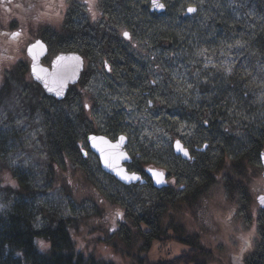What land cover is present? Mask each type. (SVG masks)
<instances>
[{
	"label": "rangeland",
	"instance_id": "rangeland-1",
	"mask_svg": "<svg viewBox=\"0 0 264 264\" xmlns=\"http://www.w3.org/2000/svg\"><path fill=\"white\" fill-rule=\"evenodd\" d=\"M41 1L0 56V213L21 208L41 229L71 220L76 248L99 264H144L136 255L165 262L189 248L187 238L205 264L244 256L253 264L264 254V0H161L162 13L151 0ZM1 16L12 28L22 21L17 9ZM53 36L77 40L85 58L83 79L62 102L27 75L22 49L23 37ZM62 114L74 124L76 151L58 147ZM89 134L126 135L129 169L165 170L169 187L115 180ZM176 140L195 164L174 155ZM20 180L25 199L12 190ZM150 226L159 235L152 243Z\"/></svg>",
	"mask_w": 264,
	"mask_h": 264
},
{
	"label": "trees",
	"instance_id": "trees-1",
	"mask_svg": "<svg viewBox=\"0 0 264 264\" xmlns=\"http://www.w3.org/2000/svg\"><path fill=\"white\" fill-rule=\"evenodd\" d=\"M61 116L63 123L59 128L58 147L61 151L66 148L76 151L79 149L80 141L74 130L72 119L65 114ZM53 140H56V136L53 137ZM209 177L208 182L210 179L212 180L211 173ZM24 182L20 180L18 187L12 188L22 199H25V195L30 193L28 184H24ZM229 186H231V179ZM190 201L189 199L187 201L180 200L178 203L183 205L190 203ZM35 220L32 214L21 208L9 213H0V264H99L95 258L86 257L82 251L76 248L72 238V229L68 225L71 220H61L55 228L48 226L44 229L35 226ZM140 222L138 226L142 229L144 223ZM175 227L176 225L173 228ZM150 229L151 231L148 234L151 235L149 241L152 243L159 238V235L153 233L152 226H150ZM262 229L264 240V228ZM168 230L169 228L166 229L165 233ZM186 240L184 242L190 244V246L187 249H182L185 253L182 252L178 256H173L165 262H151L147 256L136 255V258L144 264H205L201 260L203 251L198 248L195 241H191L192 239ZM44 242L49 243L47 248L42 246ZM247 257L240 258L241 260L238 262L246 264ZM255 261L264 264V254L251 262L256 264Z\"/></svg>",
	"mask_w": 264,
	"mask_h": 264
},
{
	"label": "water",
	"instance_id": "water-1",
	"mask_svg": "<svg viewBox=\"0 0 264 264\" xmlns=\"http://www.w3.org/2000/svg\"><path fill=\"white\" fill-rule=\"evenodd\" d=\"M159 3H162L164 5V3L161 0H159ZM150 6H151V11L152 12L162 13V12H166V10H167V8H166L165 5H164V8L163 9H159V8L155 7V5L153 4V0H151ZM190 7H193V8L196 9V11L195 12H192V13H196L197 12V7H195V6H190ZM187 12H188V9H187ZM188 14H189V12H188ZM38 41L43 45V47L42 48H39V47L35 48L34 51H33V53L30 54L32 56L35 55V61H33V63H32L31 66H32V69H33V64H35V67H36V70H37V75H40V76L45 77L46 79H48L49 80V83L51 84V86L53 88V90L52 91H49L48 88L45 87L44 80H37L36 79V76L33 75V72H32V77L34 78V80L38 84H40V86L43 87V89L45 91V94L47 96L56 98L58 101H63V99L66 98V96H67V94L69 92V89H70V86L69 85H73V84L77 83L79 81V79L81 78V76H82L81 73L83 72V69H84V64H83L84 60H83V57L79 53H75V52H72V53H61V55L58 56V57H65V58H69V57H79V62H78V67L76 68V71H75V75L72 76L71 78H69L64 83V86H63V94L61 96H57L56 95L57 85L54 84V83H52V73L55 71L54 64H56V62H57V57L53 60V62L51 64L52 65V68H48V67H45V66L41 65V59L44 58L45 56H47V54H48V46L42 40H38ZM35 44H36V42L33 43L30 46V48L33 45H35ZM62 63L76 64L77 62L76 61L65 60ZM93 136L97 137V144H99L101 147H104L106 149V152L107 151H112V149L109 148V145L114 146V145L120 143V137L121 136L125 137L124 142L121 143L119 149H116L115 151L117 153H124L127 156V159L120 158L116 162L117 165H118V168L117 169H113V168H110V167H105L104 159H103L100 151H98L96 148H93L92 147V141L89 138L90 137H93ZM86 139L88 140L90 150H92V152L97 155V157L99 158V161L101 163L102 170L105 171L107 174L114 176L117 179V181H120V182L124 183L127 186H132L134 184H140L141 186H143L144 184H147L148 183V180L146 178H144L142 174L128 170V166L133 162V159H132L131 155L128 152L127 145L129 144V138H127L126 135L119 134L118 140H116V141H113L111 138H109V137H107L105 135H94V134H89ZM101 139L103 141H107L108 143L106 145L105 144H101ZM175 142L173 144V146H174V154L176 156H178V157H181L183 160H191L192 159V156L190 155V150L188 149V147H186L181 142V144L188 149L189 157L190 158L189 157H185L182 153H178L176 151ZM206 148H207V145H206V147H204L201 150L202 151H206ZM83 153L86 156V154H87L86 151H83ZM260 153H261V163L263 164V167H264V149ZM118 171L120 172V175L117 174ZM152 171L163 172L164 173V180H165V182L164 183H161V184H157L156 181H155V178L152 175ZM133 174L136 175V176H139L140 179L137 181V180H125V179L122 178V176H124V175L132 176ZM146 174H147V177L150 180H152L153 186L156 189L163 190L165 187L168 186V181L166 179L167 178V175L165 174L164 171H161L159 169L153 168V169H148L146 171ZM262 175L264 176V172H263ZM261 198H264V194L258 196V204H259V206L262 209H264V203H261Z\"/></svg>",
	"mask_w": 264,
	"mask_h": 264
},
{
	"label": "flooded vegetation",
	"instance_id": "flooded-vegetation-1",
	"mask_svg": "<svg viewBox=\"0 0 264 264\" xmlns=\"http://www.w3.org/2000/svg\"><path fill=\"white\" fill-rule=\"evenodd\" d=\"M58 0H55V4ZM63 3H67V0H63ZM88 3L85 0V4ZM68 4V3H67ZM43 2L41 0H0V56L5 58L7 57L6 54V43H13L15 41H18L20 39V37L23 35V28L27 27V25L29 23H33L30 20H28V16L31 13H35L37 11V9H39L40 7H42ZM15 9L19 10V12H21L22 14V21H20L18 19L17 24L18 26H16L15 28H12V24H10V22L5 18H2L1 13H5V12H9V11H15ZM62 12V18L61 21L65 18V15ZM17 15H15L16 17ZM14 33H19V36H14ZM39 39V38H38ZM38 39H33V38H28L26 37V39L24 40L23 37V41L22 44L23 46V55L26 57V66L29 70V74H27L29 77H32V63H33V58L32 55H30L28 49L30 48V46L37 42ZM42 40L45 44H47L48 46V54L47 56H45L44 58L41 59V65L51 68L52 67V62L53 60L59 56L61 53H72L75 52V50L79 51L80 49H78L79 47V43L77 42V40L73 39L75 42H73V40H62L59 39L58 37H49V39H39ZM3 49V50H2ZM85 61V58H84ZM85 71V69H84ZM83 71V72H84ZM82 77L81 79L73 85H79L81 80L83 79V73L81 74ZM27 76V77H28ZM33 78V77H32ZM33 81L34 78H33ZM38 85V84H37ZM39 86V85H38ZM72 86V85H70ZM40 89L43 88L41 86H39ZM71 90V88H70ZM70 92V91H69ZM193 156V153H192ZM196 159V160H195ZM195 162H197V157H194V160L191 162H188L189 164H195ZM167 176L168 179L170 181V173L167 172ZM151 184V183H149ZM205 186V185H204ZM264 233V232H263ZM263 237V236H262ZM244 250H246L244 248Z\"/></svg>",
	"mask_w": 264,
	"mask_h": 264
},
{
	"label": "snow or ice",
	"instance_id": "snow-or-ice-1",
	"mask_svg": "<svg viewBox=\"0 0 264 264\" xmlns=\"http://www.w3.org/2000/svg\"><path fill=\"white\" fill-rule=\"evenodd\" d=\"M86 2L94 3V0H86ZM153 4L155 5V7L159 8V9L164 8V5L162 3H159V0H153ZM89 11H92L91 6L89 8ZM195 11H196V9L193 7L188 8L189 13H192ZM93 15H94V13H93ZM13 35L19 36V33H14ZM123 36L126 39L131 38L130 34L127 31L123 32ZM37 47L42 48L43 45L39 41H37L35 45H33L31 48L28 49L29 53L32 54L34 49ZM32 58H33V61H35V55H33ZM65 60L76 61L77 63L76 64L62 63ZM78 62H79V57H69V58L57 57V62H56V64H54L55 71L52 73V83L57 85V91H56L57 96H61L63 94L64 83L69 78H71L72 76L75 75L76 68L78 67ZM32 72H33V75L36 76L37 80H44L45 87L48 88L49 91L53 90L48 79H46L45 77H42L40 75H37V70H36L35 64H33ZM85 106L87 107V105H85ZM89 139L92 141V147L96 148L98 151H100V153L104 159L105 167L117 169L118 165L116 162L120 158L127 159V156L124 153H117L115 151L116 149H119L120 144L124 142L125 137H123V136L120 137V143H118L114 146L109 145V148H111L112 151H107V152H106V149L104 147H101L99 144H97V137L93 136V137H90ZM107 143H108L107 141H103L101 139V144L106 145ZM175 147H176V151L178 153H182L185 157H189L188 149L181 144L180 140H177L175 142ZM117 174L120 175V172L118 171ZM152 175L155 178V181L157 184H161V183L165 182L163 172L152 171ZM122 178L125 180H137V181L140 179L139 176H136L134 174L132 176L124 175V176H122ZM261 203H264V198H261ZM116 217L122 218L123 213L118 211L116 213Z\"/></svg>",
	"mask_w": 264,
	"mask_h": 264
}]
</instances>
